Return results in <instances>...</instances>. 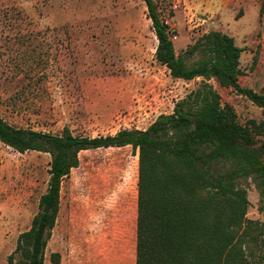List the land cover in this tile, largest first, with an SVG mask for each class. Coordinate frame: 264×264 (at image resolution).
I'll return each mask as SVG.
<instances>
[{
  "label": "rangeland",
  "instance_id": "1",
  "mask_svg": "<svg viewBox=\"0 0 264 264\" xmlns=\"http://www.w3.org/2000/svg\"><path fill=\"white\" fill-rule=\"evenodd\" d=\"M176 54L208 31L243 49L238 83L264 95L261 0L220 7L209 0H153ZM157 40L142 0H0V117L17 128L59 135H114L146 129L200 79L170 77L155 58ZM225 120H264V109L211 80ZM50 156L0 143V264L29 229L49 179ZM225 169L223 168V171ZM138 155L130 146L83 151L63 182L45 249L57 264H115L135 249ZM246 190V217L264 223V200ZM124 249V251H122ZM122 251V252H121ZM125 259V258H124Z\"/></svg>",
  "mask_w": 264,
  "mask_h": 264
},
{
  "label": "trees",
  "instance_id": "2",
  "mask_svg": "<svg viewBox=\"0 0 264 264\" xmlns=\"http://www.w3.org/2000/svg\"><path fill=\"white\" fill-rule=\"evenodd\" d=\"M142 1L157 40L156 61L173 79H200L198 87L146 129L114 135L79 136L66 127L54 135L17 128L0 117V143L20 154L50 156L46 191L7 264H45L62 182L78 167L81 152L127 146L138 155L135 264H264V223L246 217V190L237 186L250 179L264 200V120H225L221 96L210 83L264 109V95L238 83L243 49L232 37L208 31L176 54L155 2ZM50 260L59 263V254Z\"/></svg>",
  "mask_w": 264,
  "mask_h": 264
},
{
  "label": "crops",
  "instance_id": "3",
  "mask_svg": "<svg viewBox=\"0 0 264 264\" xmlns=\"http://www.w3.org/2000/svg\"><path fill=\"white\" fill-rule=\"evenodd\" d=\"M209 2L212 4L214 3L215 6H220V7H227V6H232L233 4L237 3L238 0H209ZM134 247L135 249L129 250L128 252H132L130 255L128 254L125 256L126 252H123L124 258H119L116 260L115 264H135V255H136V221H135V230H134ZM124 251V249L122 250ZM121 251V252H122Z\"/></svg>",
  "mask_w": 264,
  "mask_h": 264
},
{
  "label": "built area",
  "instance_id": "4",
  "mask_svg": "<svg viewBox=\"0 0 264 264\" xmlns=\"http://www.w3.org/2000/svg\"><path fill=\"white\" fill-rule=\"evenodd\" d=\"M170 38L173 39V38H175V37L172 38V36H171V34H170Z\"/></svg>",
  "mask_w": 264,
  "mask_h": 264
}]
</instances>
